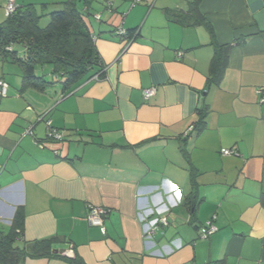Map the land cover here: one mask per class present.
<instances>
[{
	"label": "crops",
	"instance_id": "0c3cea01",
	"mask_svg": "<svg viewBox=\"0 0 264 264\" xmlns=\"http://www.w3.org/2000/svg\"><path fill=\"white\" fill-rule=\"evenodd\" d=\"M9 1L0 0V23ZM67 1L15 4L50 13ZM77 7L103 64L100 78L71 93L62 84L20 93L23 71L7 79L17 64L0 57L8 84L0 98V231L19 210L24 241L56 237L54 254L85 264H264V0ZM213 41L233 47L222 82L209 87ZM200 110L202 131H189ZM42 118L62 141L48 138ZM91 207L107 211L103 228L88 221ZM144 214L168 221L151 243ZM212 219L217 232L202 238Z\"/></svg>",
	"mask_w": 264,
	"mask_h": 264
},
{
	"label": "trees",
	"instance_id": "16d2710c",
	"mask_svg": "<svg viewBox=\"0 0 264 264\" xmlns=\"http://www.w3.org/2000/svg\"><path fill=\"white\" fill-rule=\"evenodd\" d=\"M78 1L87 3L89 0H69L50 13L44 9L39 13L33 5L16 6L13 14L0 23V57L22 68L20 93L28 88L43 91L57 83L62 84L65 93H71L81 82L103 76V64L84 14L77 7ZM46 17L49 23L41 27L40 23ZM212 46L214 56L209 87L219 86L222 82L233 47L221 46L215 41ZM20 49L22 54H19ZM46 64L53 67L56 79L52 82L36 74V67ZM204 114L203 110L199 111L200 119L194 125L197 133L203 129ZM22 236L23 218L17 210L9 232L0 231V264H25L27 259L38 258H60L70 264H85L78 255L54 254L52 245L57 241L56 237L26 242ZM215 264H224V261Z\"/></svg>",
	"mask_w": 264,
	"mask_h": 264
},
{
	"label": "built area",
	"instance_id": "2783aa9c",
	"mask_svg": "<svg viewBox=\"0 0 264 264\" xmlns=\"http://www.w3.org/2000/svg\"><path fill=\"white\" fill-rule=\"evenodd\" d=\"M139 0H137L138 2ZM16 10V4L15 0H10L7 7H6V15L10 16L13 14V12ZM117 35L122 37H127L128 32L122 28L118 29L115 32ZM97 79V77H95ZM8 91V84L4 80H0V97H6ZM156 90L155 88H151L144 91V97L146 99H149L155 94ZM262 102H264V95L262 96ZM41 120H45L46 125L48 127V138L52 139L54 141L60 142L63 140V135L55 128L51 126V121L46 120L45 118H42ZM194 127H190L189 131H192ZM29 133L31 134V130H29ZM221 154L223 156H232L236 155V152L233 150L223 149L221 150ZM107 214V211L100 207H91L90 213L88 216V221L90 224L94 227L103 228L104 227V216ZM215 219H212L208 221L205 224L204 232L201 235L202 238H208L214 233L217 232V227L214 223ZM140 222L142 223V232H143V238L146 243H151L153 241L158 233V230L161 226H167L168 221L167 219H158V220H151L148 215H141L140 216ZM104 230V229H103Z\"/></svg>",
	"mask_w": 264,
	"mask_h": 264
},
{
	"label": "rangeland",
	"instance_id": "374dc122",
	"mask_svg": "<svg viewBox=\"0 0 264 264\" xmlns=\"http://www.w3.org/2000/svg\"><path fill=\"white\" fill-rule=\"evenodd\" d=\"M37 9H38V12L41 13L42 8L41 7H37ZM48 23H49V18H44L41 21V23H40L41 25L40 26L41 27H46ZM14 68L15 69H12L11 72H6L7 79L11 80V79L15 78L16 73L14 72V70H16L17 73H18V70H19V72L22 71V69H21V67L19 65L15 66ZM36 74H37V76H44L45 80L48 81V82H52L53 80L56 79L55 75L53 74V67L51 65H48V64L37 66L36 67ZM54 86H59V83L55 84ZM62 87L63 86L60 85L59 90H62ZM48 90H51V87ZM54 90H57V89L54 87L52 91H54ZM6 231H7L6 233H8L9 232V228Z\"/></svg>",
	"mask_w": 264,
	"mask_h": 264
}]
</instances>
